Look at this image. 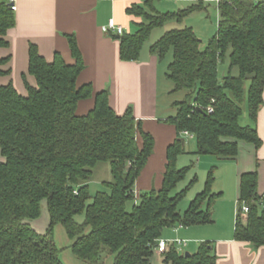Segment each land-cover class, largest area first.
<instances>
[{
    "label": "trees",
    "instance_id": "1",
    "mask_svg": "<svg viewBox=\"0 0 264 264\" xmlns=\"http://www.w3.org/2000/svg\"><path fill=\"white\" fill-rule=\"evenodd\" d=\"M157 1L141 0L127 9L140 22L118 37L122 61H137L152 30L166 22H180L210 2L217 3L218 11L216 34L204 49L190 28L167 31L149 47L159 61L171 52L167 78L174 92H186L185 99L174 104L176 115L166 120L176 139L166 149L161 188L138 198L133 192L154 139L131 108L117 115L108 92L101 91L94 95L88 113L76 114L78 103L90 99L93 90L91 84L76 85L84 63L75 37L66 36L72 64L58 53L47 62L30 46L28 74L35 87L25 83L24 97L11 84L0 86V264H62L53 240L57 225L70 240L72 255L82 263L106 264L111 258L112 264H152L163 231L211 225L220 197L212 192L213 167L203 191L179 214V202L196 182L193 178L170 196L188 171L177 167V158L185 153L182 133L193 136L194 155L219 161L234 160L239 141L260 147L255 126L264 92V0H190L189 7L165 14L155 10ZM14 25V12L0 1V48L7 46L5 36ZM227 52L229 71L220 82L218 66ZM4 62L0 60V65ZM233 69L237 76L231 75ZM243 108L250 122L246 126L240 125ZM98 164H108L111 180L102 184L103 191L90 195ZM43 202L49 222L38 234L32 223L40 217ZM237 203L234 239L253 249L264 247V193H257V172L240 176ZM243 205L248 208L245 217ZM79 216L82 223L76 221ZM157 256L161 264H216L208 242H201L187 257L174 245Z\"/></svg>",
    "mask_w": 264,
    "mask_h": 264
},
{
    "label": "crops",
    "instance_id": "2",
    "mask_svg": "<svg viewBox=\"0 0 264 264\" xmlns=\"http://www.w3.org/2000/svg\"><path fill=\"white\" fill-rule=\"evenodd\" d=\"M140 3L141 0H15V25L5 36L7 46L0 48V60L5 61L0 65V71L3 72L0 75V86L11 84L19 95L25 97V83L31 87L36 85L35 79L28 74L29 47L35 46L39 55L47 62H51L54 54L58 53L67 64H72L66 36L75 37L84 63L76 85L81 87L91 84L93 90L90 99L78 103L76 114L88 113L93 108L94 95L107 91L113 111L117 115H123L131 108L136 121L141 122L143 130L154 139L153 152L134 183L136 198L143 192L161 188L166 149L176 139L174 127L166 122L170 117L162 115L160 111V63L157 57L151 55L149 49H142L137 61L124 62L119 55L118 36L104 34L101 29L113 20L124 33L132 32L134 24L139 23L140 19L128 15L127 9ZM248 123L250 124L249 119ZM255 127L261 141L259 148L239 141V152L234 160H214L219 171L228 169V178H232L237 184L238 195L240 176L254 171L257 172V193H264V92ZM137 142L140 144V139ZM219 175L220 172L217 178ZM214 193L221 195L220 192ZM237 200L232 199L231 206L218 213L224 220L222 223L214 221L213 210L211 225L189 228L186 234L190 238L188 240L193 238L210 243L216 256V264H264V247L253 249L249 243L234 239L238 203L236 210L234 204ZM37 221L33 222L36 224H32V228L40 234L45 225ZM180 229L182 228L173 231L177 233ZM161 240L168 241L163 237ZM188 246L189 244L184 249Z\"/></svg>",
    "mask_w": 264,
    "mask_h": 264
},
{
    "label": "rangeland",
    "instance_id": "3",
    "mask_svg": "<svg viewBox=\"0 0 264 264\" xmlns=\"http://www.w3.org/2000/svg\"><path fill=\"white\" fill-rule=\"evenodd\" d=\"M190 0H159L154 3V8L157 13H175L180 9L187 8L191 5ZM218 23V11L217 3L210 2L207 4L206 9L202 11H196L183 18L180 22L168 21L162 27L155 28L152 30L149 39L145 42L143 50L149 49L150 45L155 43L165 32L172 29H184L190 28L196 38L200 41V49H204L207 42L216 34ZM229 52L226 53L224 61L218 66V80L221 82L222 79L227 76L229 71ZM172 56L169 52L161 61H159V106L162 115L166 117H174L176 115V107L174 104L180 103L185 99V91H173V85L167 78V67L171 62ZM232 76H237L238 72L236 69L231 71ZM247 86V84H246ZM240 125H249L246 109L243 108V114L240 119ZM184 138V137H183ZM185 141L184 150L185 153L177 158V167L179 169L188 167V171L185 174L184 179L179 182L175 189L170 193V196H175L180 191L185 189L193 178H196V182L189 187L185 197L179 202L177 210L179 214H183L189 207L191 201L200 194L204 189V183L206 177L211 168L215 167L214 178L216 179L215 184L212 186V192H220V197L216 200L213 210H215L214 221H220L222 223L223 218L219 215L220 210L231 206L233 199H238L237 184L233 182L232 178H228V169L224 168L219 171L218 164L214 160H217L211 156H196L193 153L196 150L195 140L183 139ZM1 160V157H0ZM211 160V161H210ZM209 162H211L209 164ZM220 172L219 178H217ZM227 176V177H226ZM111 180L110 169L108 164H98L93 171L92 183L89 184L90 195H94L96 192L103 191L102 183L109 182ZM237 202L234 204L236 210ZM132 204H128L127 208L130 210ZM219 213V214H218ZM48 214L45 202L41 206V214L38 218L39 224L43 223L44 230L40 232L43 234L48 226ZM78 223H82L83 216L76 217ZM33 224V223H32ZM34 223L33 225H35ZM32 225V226H33ZM191 228V227H190ZM189 228H182L177 233L173 229H166L162 233V237L168 239V241L174 240H186L190 243L186 249H181V253H194L199 247L201 241L190 239L188 235ZM54 244L59 251V260L62 264H85L77 260L69 250L71 244L67 238L66 233L61 225H57L54 229L53 236ZM106 264H112V259H107ZM152 264H161L160 257L155 254L152 259Z\"/></svg>",
    "mask_w": 264,
    "mask_h": 264
},
{
    "label": "built area",
    "instance_id": "4",
    "mask_svg": "<svg viewBox=\"0 0 264 264\" xmlns=\"http://www.w3.org/2000/svg\"><path fill=\"white\" fill-rule=\"evenodd\" d=\"M6 3L10 6V9L13 12L16 10L15 0H7ZM101 29L104 34L114 35L118 37H120L124 33V30L120 26L116 25L113 20H110L107 26H104ZM207 111L212 112V109L208 107ZM182 136L187 137V138H193V136L189 135L187 132H183ZM247 211H248V208L245 205H243L241 207L242 217L246 216ZM187 244L188 242L184 240H174V241L159 240L155 248V254L159 256L162 255L164 252H166V250L168 249L170 245L176 246V248H178L179 251H181V249L182 248L184 249L187 246Z\"/></svg>",
    "mask_w": 264,
    "mask_h": 264
},
{
    "label": "water",
    "instance_id": "5",
    "mask_svg": "<svg viewBox=\"0 0 264 264\" xmlns=\"http://www.w3.org/2000/svg\"><path fill=\"white\" fill-rule=\"evenodd\" d=\"M197 112H201V110L199 108L196 109ZM190 254L189 253H185V256H189Z\"/></svg>",
    "mask_w": 264,
    "mask_h": 264
}]
</instances>
